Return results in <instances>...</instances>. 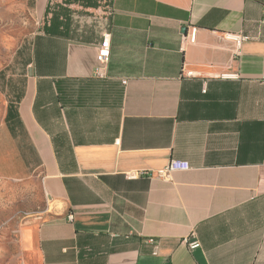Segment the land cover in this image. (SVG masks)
Returning <instances> with one entry per match:
<instances>
[{
  "label": "crops",
  "instance_id": "1",
  "mask_svg": "<svg viewBox=\"0 0 264 264\" xmlns=\"http://www.w3.org/2000/svg\"><path fill=\"white\" fill-rule=\"evenodd\" d=\"M47 3L12 93L32 159L16 178L44 198L17 229L20 252L32 264H264V0ZM227 32L248 38L237 48ZM171 158L189 167L158 175Z\"/></svg>",
  "mask_w": 264,
  "mask_h": 264
},
{
  "label": "rangeland",
  "instance_id": "2",
  "mask_svg": "<svg viewBox=\"0 0 264 264\" xmlns=\"http://www.w3.org/2000/svg\"><path fill=\"white\" fill-rule=\"evenodd\" d=\"M47 4V0H0V121L7 101L21 87L31 41L49 19ZM0 176H4L0 177V264H32L20 252L17 229L44 198L36 184L16 178L23 173L5 178L0 172Z\"/></svg>",
  "mask_w": 264,
  "mask_h": 264
},
{
  "label": "trees",
  "instance_id": "3",
  "mask_svg": "<svg viewBox=\"0 0 264 264\" xmlns=\"http://www.w3.org/2000/svg\"><path fill=\"white\" fill-rule=\"evenodd\" d=\"M11 98L4 122L0 126V172L5 176L30 171L32 162V159L22 156L27 150V145L14 105L17 95L13 94Z\"/></svg>",
  "mask_w": 264,
  "mask_h": 264
},
{
  "label": "built area",
  "instance_id": "4",
  "mask_svg": "<svg viewBox=\"0 0 264 264\" xmlns=\"http://www.w3.org/2000/svg\"><path fill=\"white\" fill-rule=\"evenodd\" d=\"M224 36L227 39L232 40L236 47H240L241 43L243 41H245L248 36L239 32H227L224 33ZM195 39V35L193 32L190 33L188 40L190 42L194 41ZM183 41H185V38L183 39ZM184 43V42H183ZM109 48H110V41H109V34L108 33H104L101 39V43L100 46L98 48V60L100 63V66L98 67V69L95 71V74L98 76H102L103 75V71H104V65L107 63L108 61V57H109ZM232 76L236 77V74H233ZM189 167V163L185 160L182 159H177V158H171L167 164V166H165L162 169H159L156 171V173L158 175L161 176H168V174L176 169H187ZM146 171H141L140 174H145ZM139 173H132V174H128L127 177H135L137 176ZM68 218L71 220L73 219V215L72 213H70L68 215ZM184 242L187 244V246L189 247V249H194L195 247L198 246V242L196 240H191L190 238H186L184 239Z\"/></svg>",
  "mask_w": 264,
  "mask_h": 264
}]
</instances>
